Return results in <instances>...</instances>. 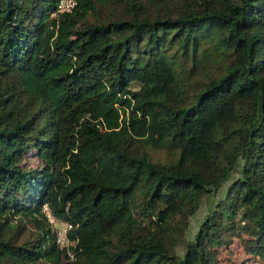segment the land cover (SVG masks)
<instances>
[{"label": "trees", "instance_id": "16d2710c", "mask_svg": "<svg viewBox=\"0 0 264 264\" xmlns=\"http://www.w3.org/2000/svg\"><path fill=\"white\" fill-rule=\"evenodd\" d=\"M59 2L0 0V264H264V0Z\"/></svg>", "mask_w": 264, "mask_h": 264}, {"label": "rangeland", "instance_id": "374dc122", "mask_svg": "<svg viewBox=\"0 0 264 264\" xmlns=\"http://www.w3.org/2000/svg\"><path fill=\"white\" fill-rule=\"evenodd\" d=\"M152 158L154 161L156 162H160L163 163L165 161H167L168 159V155L165 151L163 152H157V151H153L152 152ZM30 165L33 167H36L38 165V162L35 159L30 160ZM229 186V184H226L220 191V193L217 195L215 201L218 202L222 197H224V193H226L227 187ZM207 206L204 204L201 211L197 214V216L192 220V229L190 230V232L188 233V238L191 239L192 235L197 233L198 231V227L201 224V222L205 219L206 215H207ZM52 223V222H51ZM64 224V223H62ZM62 224H58L56 221L54 223H52L53 228H56L58 230H64V226ZM223 264H247L246 263V256L242 253H236L235 257L232 258V261L228 260L227 255H229V253L227 252H223Z\"/></svg>", "mask_w": 264, "mask_h": 264}, {"label": "built area", "instance_id": "2783aa9c", "mask_svg": "<svg viewBox=\"0 0 264 264\" xmlns=\"http://www.w3.org/2000/svg\"><path fill=\"white\" fill-rule=\"evenodd\" d=\"M81 0H60L59 5H58V14H64V13H72L79 5V2ZM45 212L49 215L50 221L52 223L55 222V220L52 218V216H50V211L49 209L45 208ZM62 224V223H61ZM64 226V230H59V234H58V243L61 246H68L69 245V241L67 239V233L68 231L71 229V226L68 224H62ZM72 260H73V256H72Z\"/></svg>", "mask_w": 264, "mask_h": 264}]
</instances>
